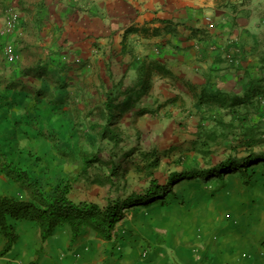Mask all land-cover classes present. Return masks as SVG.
Returning <instances> with one entry per match:
<instances>
[{"label":"crops","instance_id":"1","mask_svg":"<svg viewBox=\"0 0 264 264\" xmlns=\"http://www.w3.org/2000/svg\"><path fill=\"white\" fill-rule=\"evenodd\" d=\"M11 9L20 19L7 31ZM233 15L215 0H0V195L31 199L6 166L45 188L70 181L76 202L131 194L112 193L103 171L108 96L147 132H169L167 119L151 126L156 108L183 123L213 114L215 131L258 117L228 105L264 93V15ZM187 181L131 207L111 238L91 226L73 238L64 225L43 241L35 221L12 219L18 239L0 264H264V171L248 185L235 173Z\"/></svg>","mask_w":264,"mask_h":264},{"label":"trees","instance_id":"2","mask_svg":"<svg viewBox=\"0 0 264 264\" xmlns=\"http://www.w3.org/2000/svg\"><path fill=\"white\" fill-rule=\"evenodd\" d=\"M252 1L253 0H215L218 7L229 9L230 12L234 14L233 18L247 15L249 12L246 11V5ZM234 51L235 50H233V52ZM261 96L264 97V93H261L257 99H254V95H247L245 98L234 101L228 105L232 114L236 113L241 105H246L252 108L256 116H258L248 118V120L247 118L240 119V122H242L240 129L243 135L242 139L238 142L241 143V141H243V143L251 147L247 155L239 156L236 153H228L225 159L216 164H211L210 161V164L205 167H200L198 164L188 165L187 163L182 170H171L167 182L161 183L154 176L153 170V167L158 166L160 162L158 152L156 150L144 152V166L147 168V171L149 170L148 176H150L149 186L146 188L145 192H132L123 200H109L105 205L93 201L76 202L69 196L72 188L70 181L52 183L45 188L40 182L33 181L30 173L25 170L11 166H9L10 169L8 170L3 168L7 170V172L11 171V173L15 175V179L31 192V199L26 200L11 195H0V232L7 239L1 254L9 251L18 239L16 227L11 223L12 219L35 221L40 227L43 241L51 237L58 227L64 225L71 228L73 238H76L86 226H91L104 237L111 238L117 223L126 216V212L131 207L157 200L164 201V199L176 195L174 187L182 181L198 179L201 180V182L208 183L215 177L224 180L229 173H235L248 185L256 174L255 170H251L252 167H264V150L257 152L253 148V145L259 142V140H257L259 136L257 131L258 127H256V125H251V123L258 124L259 122L256 121L258 118L264 119V105L262 103L264 98L262 99ZM214 97L215 96H213V98ZM108 99V121L102 128L100 136L102 140L105 139V137H109L111 140L115 141V143H119L122 140V136L117 130L111 128V125L115 124L126 114L128 104L127 102L117 104L115 102L116 98L114 97L110 98V96H108ZM216 100L220 105H226L228 103L226 100L220 98L214 99V101ZM219 123L226 124L223 120ZM215 137V135H211L209 138L216 139L217 137ZM261 139L262 138H260V140ZM238 147L239 145L235 144V146L231 148V152H233V149L238 150ZM208 151V149H204L203 152L207 154ZM99 152L96 153V157L99 155ZM122 153L129 156L133 151L130 153ZM92 161L95 162L94 159ZM111 165L113 166V164ZM115 174L118 173H116L114 169L109 172L107 175L109 182L113 183L112 180Z\"/></svg>","mask_w":264,"mask_h":264},{"label":"rangeland","instance_id":"3","mask_svg":"<svg viewBox=\"0 0 264 264\" xmlns=\"http://www.w3.org/2000/svg\"><path fill=\"white\" fill-rule=\"evenodd\" d=\"M246 11H248V14L251 16L255 15L254 17L263 16L264 0H260L256 3L250 2L246 5ZM259 35H261V37L263 36L264 39V29L259 31ZM231 54L233 55V51H230V55ZM261 98L263 99L264 97L261 96ZM194 103L196 104L197 102L194 100L185 102V104L191 108L195 106ZM262 103L264 105V99ZM156 109L153 111L154 116L149 118L150 124L155 128L158 123H160L159 120L167 119L166 122H168L169 126L168 133L155 131L147 132L145 129L147 120L144 117H133V115L126 114L115 124L111 125V128L117 130L122 136V140L119 143H115V141L111 140L109 137L103 139L105 145L99 150L102 153L101 156H107L106 158L110 157L113 162V166H111L110 162L106 163L103 166V171L107 173L114 169L115 172L118 173L114 176L116 180L114 184L116 187L111 189L112 193L116 194L121 191H124L123 193L137 191L145 192L146 188L149 186L150 176H148L149 170L147 171V168L144 166V152H150L152 150L158 152L160 162L158 166L153 167L154 176L160 182H167L171 170H182L187 163L188 165L198 164L200 167H205L210 164V161L211 164H216L225 159L228 153H236L239 156H245L251 149V147L243 143V141H241V143L238 142L242 139L243 135L239 129L242 124L236 122L230 124V121L228 123L225 122L226 124L221 123L216 129L217 131H215L213 128L218 123H215L216 118L213 117V114L211 115L209 113L201 120L197 115H195V117L190 115L189 122L185 120V123H183L184 118L173 117V119L170 118L167 113L161 114L162 111L160 108ZM224 114L226 113H223V115ZM198 119V123H195ZM155 120L158 121L156 122ZM256 121L259 123H251V125H256V127H258L257 131L260 137L258 136L257 140H259V142L253 145V148L255 151L259 152L264 150V141H261L264 140V119L258 118ZM188 124V130L182 128L183 126H188ZM230 125H232V127ZM224 130H230V132H224ZM211 135H215L217 138H209ZM260 138L262 139L260 140ZM235 144L239 145V149H233V152H231V148H233ZM204 149L209 150L207 154L203 152ZM132 151L133 153L129 156L122 153H130ZM6 169H10V167L7 166ZM251 170H255V173H261L264 171V167L253 166ZM30 175L33 177L31 173ZM176 186L178 187V185H175L174 188H177ZM4 242V236L0 232V257L5 246Z\"/></svg>","mask_w":264,"mask_h":264},{"label":"built area","instance_id":"4","mask_svg":"<svg viewBox=\"0 0 264 264\" xmlns=\"http://www.w3.org/2000/svg\"><path fill=\"white\" fill-rule=\"evenodd\" d=\"M19 19H20V14L18 11L11 9L8 17H7V25H6V30L7 31H13L18 23H19ZM6 54L8 56L9 59H15L17 58V54L14 51V44L9 43L6 47Z\"/></svg>","mask_w":264,"mask_h":264}]
</instances>
